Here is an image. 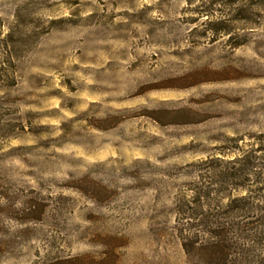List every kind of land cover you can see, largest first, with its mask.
<instances>
[{"label": "rangeland", "instance_id": "obj_1", "mask_svg": "<svg viewBox=\"0 0 264 264\" xmlns=\"http://www.w3.org/2000/svg\"><path fill=\"white\" fill-rule=\"evenodd\" d=\"M0 264H264V0H0Z\"/></svg>", "mask_w": 264, "mask_h": 264}]
</instances>
